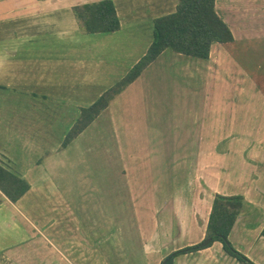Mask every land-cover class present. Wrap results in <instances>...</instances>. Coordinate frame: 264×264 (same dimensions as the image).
<instances>
[{"label":"crops","instance_id":"1","mask_svg":"<svg viewBox=\"0 0 264 264\" xmlns=\"http://www.w3.org/2000/svg\"><path fill=\"white\" fill-rule=\"evenodd\" d=\"M101 1L0 0V165L31 186L0 192V264H163L207 240L216 196L243 197L229 241L264 264V0H216L232 43L165 51L63 149L178 6L112 0L121 29L84 34L74 8ZM171 264L246 263L214 242Z\"/></svg>","mask_w":264,"mask_h":264},{"label":"trees","instance_id":"2","mask_svg":"<svg viewBox=\"0 0 264 264\" xmlns=\"http://www.w3.org/2000/svg\"><path fill=\"white\" fill-rule=\"evenodd\" d=\"M74 13L84 34H108L121 29V21L112 0L77 6ZM153 27L154 40L147 54L113 89L92 106L82 108L80 118L63 143V149L77 139L109 107L113 96L135 82L165 51L171 50L188 57L209 59L214 44L234 41L231 30L216 12V0H178L176 12L154 20ZM30 188L26 180L0 165V192L12 203H17ZM244 204L243 197L216 196L207 230V240L211 238V243L204 245V241L200 245L175 252L168 258L167 264H171L179 255L211 247L214 242H221L225 251L239 261L253 264L229 241V234Z\"/></svg>","mask_w":264,"mask_h":264},{"label":"rangeland","instance_id":"3","mask_svg":"<svg viewBox=\"0 0 264 264\" xmlns=\"http://www.w3.org/2000/svg\"><path fill=\"white\" fill-rule=\"evenodd\" d=\"M120 93H121V92H120ZM120 93H119V94H120ZM117 95H118V94H117ZM117 95H115V96H113V97L111 98V100H110V102H109V106H110L111 102L117 97ZM108 108H109V107H108ZM108 108H107V109H108ZM107 109H106V110H107ZM106 110H105V111H106ZM105 111H103V112L99 115V117L102 116V115L104 114ZM250 114H251V111H250V112H249V111L245 112V118L247 119V121H248V119H249V115H250ZM99 117H98V118H99ZM98 118H97V119H98ZM97 119H96V120H97ZM96 120H95V121H96ZM95 121H94V122H95ZM247 121H246V122H247ZM94 122H93V123H94ZM93 123H92V124H93ZM92 124H91V125H92ZM246 124H247V123H246ZM91 125H90V126H91ZM90 126H89V127H90ZM89 127H88V128H89ZM88 128H87V129H88ZM99 211H100V210H99Z\"/></svg>","mask_w":264,"mask_h":264},{"label":"water","instance_id":"4","mask_svg":"<svg viewBox=\"0 0 264 264\" xmlns=\"http://www.w3.org/2000/svg\"><path fill=\"white\" fill-rule=\"evenodd\" d=\"M211 241H212V239L210 238V239H208V240H206L205 242H204V245H209L210 243H211ZM168 261H169V259L167 258L164 262H163V264H167L168 263Z\"/></svg>","mask_w":264,"mask_h":264}]
</instances>
